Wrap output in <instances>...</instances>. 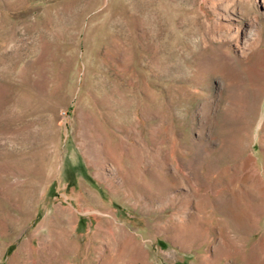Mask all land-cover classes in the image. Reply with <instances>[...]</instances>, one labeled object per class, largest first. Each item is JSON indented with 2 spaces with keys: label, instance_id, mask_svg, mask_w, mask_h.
I'll return each instance as SVG.
<instances>
[{
  "label": "rangeland",
  "instance_id": "rangeland-1",
  "mask_svg": "<svg viewBox=\"0 0 264 264\" xmlns=\"http://www.w3.org/2000/svg\"><path fill=\"white\" fill-rule=\"evenodd\" d=\"M85 126L141 157L136 199L109 193L123 182L113 161L91 164ZM176 159L183 181L160 200L151 172ZM244 174L262 194L226 209ZM81 186L104 216L82 209ZM206 197L207 225L187 227ZM60 205L80 245L130 235L131 264H213L221 248V264H245L261 245L264 264V0H0V264H55L44 221Z\"/></svg>",
  "mask_w": 264,
  "mask_h": 264
},
{
  "label": "bare ground",
  "instance_id": "bare-ground-1",
  "mask_svg": "<svg viewBox=\"0 0 264 264\" xmlns=\"http://www.w3.org/2000/svg\"><path fill=\"white\" fill-rule=\"evenodd\" d=\"M261 74V73H260ZM259 82V81H258ZM151 105V104H150ZM105 106V105H104ZM152 112V111H151ZM169 112V111H168ZM100 116V115H99ZM93 117V116H92ZM109 117V116H108ZM111 117V116H110ZM90 119V118H89ZM97 120V118H95ZM107 119V118H106ZM100 120V119H99ZM91 121V120H90ZM148 122V121H147ZM89 123V122H88ZM99 123V122H98ZM104 123V122H103ZM86 124V123H85ZM92 124V123H90ZM119 124V123H118ZM95 125V123H94ZM93 125V126H94ZM106 125V124H105ZM90 126L89 124L87 125ZM87 126H85L83 135L87 136L88 133L95 137L92 141V143H86L85 144V154L90 159L91 164L96 166H101L102 162L105 160H111L113 161L115 165V170L118 171L120 175V179L123 183H114L113 181L108 182L109 190L113 197L121 199H136L137 198V188H138V180L140 178H144V169H141L142 167V160L135 156L134 159L128 157L127 152L125 151V147L122 146L120 141L116 138V136H113L109 131L107 133L98 134V131L96 129H90L88 130ZM87 129V130H86ZM127 130V129H126ZM107 131V130H106ZM76 133V131H75ZM167 135V134H166ZM76 136V134H75ZM119 142H118V141ZM98 141H101L98 142ZM84 142V141H83ZM124 144V143H123ZM173 144V143H172ZM83 145V144H82ZM174 146V145H173ZM136 149V148H135ZM173 150V149H172ZM172 157H174L175 160V153L173 152ZM148 159V158H147ZM226 163V162H224ZM186 164V163H185ZM166 165H160L157 168H154L151 172V176H161L163 175V179H165V184L162 185V187L158 190V198L160 200H164L167 196V192L172 187H179L180 184L183 181L182 173H183V167L180 164V162L176 159L175 163V169L174 172L171 170H165L164 166ZM205 165V164H204ZM226 165V164H225ZM224 165V166H225ZM188 166V165H187ZM166 167V166H165ZM31 168V166H30ZM209 168V167H208ZM34 169V168H33ZM32 170V169H31ZM29 170V171H31ZM227 170V169H226ZM237 170V169H236ZM223 171V170H222ZM34 172V171H33ZM41 172V171H40ZM230 172V171H229ZM31 173V172H30ZM105 174V173H104ZM227 174V173H226ZM150 173H148L149 177ZM101 176V175H100ZM237 176V175H236ZM119 177V176H118ZM250 177V175H249ZM248 176L242 175L239 178V182L236 185V188H233V191L231 192V196L233 200H225L224 201V207L231 208V206H237L240 212L242 213L243 210L251 206L252 197L250 196V189L247 188L248 186H251V188H254L256 192H254L255 195L262 194L263 187L259 183H261L257 178H254V180H251ZM104 178V177H103ZM150 178V177H149ZM154 178V177H153ZM235 179V177H234ZM238 179V178H237ZM161 180V179H159ZM138 182V183H137ZM220 182V181H219ZM213 183V182H212ZM230 183V182H229ZM204 184V183H203ZM148 185V184H147ZM82 187V186H81ZM155 187V186H154ZM157 187V186H156ZM160 187V186H159ZM225 188V187H224ZM228 189V188H227ZM226 189V190H227ZM153 190V188H152ZM157 190V188H156ZM154 190V191H156ZM225 189L222 190L223 192H230L226 191ZM197 192V191H196ZM96 194V193H95ZM90 189H87L86 187H82V191L79 193V201H81V207L82 209H86L87 212L98 214L100 216H104V210L106 208L105 204L102 203V199L99 200L97 196L95 195ZM217 195V194H216ZM230 197V196H229ZM255 197V196H254ZM260 197V196H259ZM259 197H257L259 199ZM262 198V197H260ZM77 200V201H78ZM224 200V199H223ZM200 201V200H199ZM124 202V201H123ZM127 202V201H126ZM213 203L210 202L207 197L203 199V203L201 204L199 208V215H197V220L192 222L191 225L187 227H192L195 222L196 224L200 221L202 224H206L203 217L204 211L208 207H212ZM217 207V206H216ZM215 207V210H217ZM235 208V207H234ZM233 208V209H234ZM108 209V207H107ZM187 209V208H186ZM225 209V210H226ZM237 209V210H238ZM245 209V211H246ZM255 209V208H254ZM238 210V211H239ZM231 211V210H230ZM221 212V211H220ZM236 212V208H235ZM234 212V213H235ZM55 214L52 216L50 220H45L44 224L47 223L48 228H50L49 233L53 234V237L56 239V243L54 246L50 247L53 248L50 250V259L51 261L56 263H65L66 261L71 260H78L81 264H95L98 259L104 257L105 262L107 264H125V263H132L133 262V253L132 248L129 245V243L132 241V237L130 235H127L126 242L123 245H114L110 248L104 249L99 247V245L96 244L95 238L97 237V234L99 232H95L93 238L86 243L85 245H80L74 237L71 232V226L68 223H65V219L70 218L72 221L75 217V212L71 210L69 207L60 205L56 207ZM83 213V212H82ZM182 213V212H181ZM213 213V212H212ZM246 212H244L245 214ZM106 214V213H105ZM110 213H107L109 216ZM198 214V213H196ZM216 214V213H215ZM220 214V213H219ZM243 214V215H244ZM156 215V214H155ZM218 215V214H217ZM237 215V214H236ZM239 215V214H238ZM248 215V213H247ZM250 215V214H249ZM206 216V215H205ZM219 216V215H218ZM241 216V215H240ZM246 216V215H245ZM231 217V216H230ZM239 217V216H238ZM214 218V216H213ZM224 218V217H223ZM243 218V217H242ZM103 219V218H102ZM231 219V218H230ZM229 219V220H230ZM248 219V218H247ZM65 220V221H64ZM106 224H112L109 220L103 219ZM70 221V220H69ZM115 221V220H114ZM254 221V220H253ZM257 221V220H256ZM227 222V221H226ZM244 222V221H243ZM73 223V222H72ZM215 223V222H214ZM231 223V222H230ZM71 224V223H70ZM177 225V224H176ZM181 225V224H180ZM229 223L226 224V228H228ZM236 225V224H235ZM185 226V225H184ZM183 226V227H184ZM222 226V224H221ZM224 226V225H223ZM248 226V225H247ZM111 227H114L112 224ZM119 227V226H118ZM181 227V226H180ZM198 228V227H197ZM230 228V227H229ZM245 228V227H244ZM247 229V228H246ZM251 229V228H250ZM113 230V229H112ZM235 230V229H234ZM221 231V230H220ZM227 231V230H226ZM254 231V230H253ZM118 232V231H116ZM120 232V231H119ZM70 234V235H69ZM72 234V235H71ZM228 234V233H227ZM125 235V234H124ZM222 242L223 244H228L227 241L229 238H227L224 233H221ZM240 236V235H239ZM238 236V237H239ZM241 238V236H240ZM54 239V240H55ZM232 240V239H231ZM230 240V241H231ZM248 240V239H247ZM125 241V240H124ZM50 242V241H49ZM237 242V241H236ZM263 244V243H262ZM264 245V244H263ZM102 246V245H101ZM130 246V247H129ZM133 246V244H132ZM105 247V246H104ZM223 247V246H222ZM225 247V246H224ZM238 247V245H237ZM231 248V247H229ZM236 248V247H235ZM263 246L260 247L254 246L251 249L249 258L245 259V264H258L256 262L255 256L256 252L259 251ZM232 249V248H231ZM230 249V251H231ZM258 249V250H257ZM45 251V250H44ZM217 253L213 256L212 263L213 264H221V262H225V260L232 261V254L230 251H225L222 248L216 250ZM244 251V250H243ZM45 253V252H44ZM42 254V253H41ZM234 254V253H233ZM43 255V254H42ZM201 256V255H200ZM243 256V255H242ZM24 253H22L20 256H18L17 263L15 264H26L24 261ZM42 257V256H41ZM205 257V256H204ZM27 258V257H26ZM40 258V257H39ZM45 258V257H43ZM42 258V259H43ZM53 258V259H52ZM243 258V257H242ZM22 261H21V260ZM38 259V258H37ZM41 259V261H42ZM49 259V260H50ZM26 260V259H25ZM47 260V259H46ZM45 260V261H46ZM124 260L125 263L122 261ZM44 261V260H43ZM50 261V262H51ZM102 261V260H101ZM40 262V261H39ZM52 262V263H53ZM41 263V262H40ZM31 264H35V261ZM45 264V263H43ZM47 264V263H46ZM229 264V263H228Z\"/></svg>",
  "mask_w": 264,
  "mask_h": 264
}]
</instances>
